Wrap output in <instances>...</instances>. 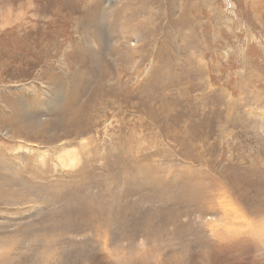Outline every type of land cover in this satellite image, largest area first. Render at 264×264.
Segmentation results:
<instances>
[{
  "label": "rangeland",
  "instance_id": "obj_1",
  "mask_svg": "<svg viewBox=\"0 0 264 264\" xmlns=\"http://www.w3.org/2000/svg\"><path fill=\"white\" fill-rule=\"evenodd\" d=\"M0 264H264V0H0Z\"/></svg>",
  "mask_w": 264,
  "mask_h": 264
},
{
  "label": "bare ground",
  "instance_id": "obj_2",
  "mask_svg": "<svg viewBox=\"0 0 264 264\" xmlns=\"http://www.w3.org/2000/svg\"><path fill=\"white\" fill-rule=\"evenodd\" d=\"M217 200V199H216ZM216 202V201H215ZM217 204V203H216ZM219 204V203H218ZM219 206H220V204H219ZM218 207V206H217ZM105 239V238H104ZM106 250V249H105Z\"/></svg>",
  "mask_w": 264,
  "mask_h": 264
}]
</instances>
